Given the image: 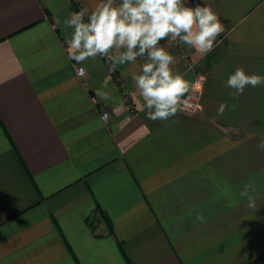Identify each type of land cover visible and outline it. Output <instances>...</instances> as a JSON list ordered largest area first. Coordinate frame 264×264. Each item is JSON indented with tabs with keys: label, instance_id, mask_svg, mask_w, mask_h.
<instances>
[{
	"label": "crops",
	"instance_id": "0c3cea01",
	"mask_svg": "<svg viewBox=\"0 0 264 264\" xmlns=\"http://www.w3.org/2000/svg\"><path fill=\"white\" fill-rule=\"evenodd\" d=\"M97 2L0 0V264H264V87L226 84L264 75V0H189L225 31L204 56L161 41L203 80L199 110L167 121L137 108L145 61L118 83L101 57L68 59L64 21Z\"/></svg>",
	"mask_w": 264,
	"mask_h": 264
},
{
	"label": "clouds",
	"instance_id": "9594fccd",
	"mask_svg": "<svg viewBox=\"0 0 264 264\" xmlns=\"http://www.w3.org/2000/svg\"><path fill=\"white\" fill-rule=\"evenodd\" d=\"M64 24L73 30L67 41L68 59L77 64L101 57L115 70L117 66L134 64L138 58L146 61L132 79L137 108L146 111L151 121H167L177 115L187 104L184 98L190 91V82L175 70L176 60L161 41L179 42L204 56L225 31L210 5H192L189 0H98L91 9L71 13ZM78 75L84 76L85 69L80 68ZM226 84L234 95H242L248 87H264V75L248 74L237 67ZM97 95L104 100L114 99L102 90ZM123 103L119 101L120 107ZM226 108L227 104L221 103L217 114L223 115ZM102 119H107V113ZM257 147L264 151V138ZM251 192L253 186L245 184L239 195L254 209L256 201ZM195 219L205 221L202 213H197Z\"/></svg>",
	"mask_w": 264,
	"mask_h": 264
},
{
	"label": "built area",
	"instance_id": "2783aa9c",
	"mask_svg": "<svg viewBox=\"0 0 264 264\" xmlns=\"http://www.w3.org/2000/svg\"><path fill=\"white\" fill-rule=\"evenodd\" d=\"M168 42L171 43L173 46L180 47L179 42H174V41H170V40H168ZM181 57L185 59L186 54L181 53ZM102 59L105 61L110 74L112 76H114V79L119 83L120 79L117 75H115L114 70L111 69L110 62L106 58H102ZM140 59L145 61L143 58H140ZM188 67L190 68L191 65H189ZM80 68L81 67H78L76 69L77 75H78ZM78 76H80V75H78ZM80 77H82V76H80ZM202 84H203V80L200 77H196L192 80V82L190 83V91L186 94V96L184 98L187 100V104L182 106V110L187 111V112H191V113L197 112L199 110V108H200V105H199L200 88H201ZM104 115H105V113L102 115V117H104ZM102 121L105 123L108 121V114H107V119H102Z\"/></svg>",
	"mask_w": 264,
	"mask_h": 264
}]
</instances>
